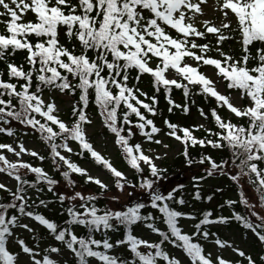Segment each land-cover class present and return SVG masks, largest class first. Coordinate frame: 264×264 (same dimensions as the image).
<instances>
[{
  "label": "snow or ice",
  "instance_id": "1",
  "mask_svg": "<svg viewBox=\"0 0 264 264\" xmlns=\"http://www.w3.org/2000/svg\"><path fill=\"white\" fill-rule=\"evenodd\" d=\"M209 6L210 0H0V135L12 138L0 142V174L15 181H0L6 193L0 196V264H69L68 256L72 264H264V0H214V18L207 16ZM230 40L239 44V54L224 49ZM145 75L153 95L139 86ZM173 89L182 90L183 102L175 101ZM161 92L169 113L189 114L195 96L214 101L207 111L197 108L202 123L185 126L165 117L163 124L182 145L187 166L206 165L205 175L192 177L191 201L212 202L224 191L202 194L201 182L216 175L237 185L236 199L218 209L189 210L184 184L162 186L168 169L157 161L167 152L162 157L143 146L169 147L157 138L162 129L153 119ZM55 93L78 96L68 119ZM90 104L131 177L95 147ZM16 125L38 134L47 154L28 148L21 139L28 131ZM137 136L143 140L136 142ZM197 147L227 155L194 159L189 149ZM85 159L106 170L110 181L93 175L79 162ZM45 160L70 191L58 190L61 181ZM75 176L97 190L79 189ZM113 187L134 199L109 198ZM105 199L111 202L102 205ZM54 204L65 217L62 224L41 211ZM182 221L193 222L192 230ZM233 223L255 238L259 251L212 230ZM141 226L148 235L136 233ZM37 227L53 242L41 247ZM18 230L32 234L34 243ZM210 241L215 252L206 247Z\"/></svg>",
  "mask_w": 264,
  "mask_h": 264
},
{
  "label": "trees",
  "instance_id": "2",
  "mask_svg": "<svg viewBox=\"0 0 264 264\" xmlns=\"http://www.w3.org/2000/svg\"><path fill=\"white\" fill-rule=\"evenodd\" d=\"M209 39H212V37L209 36ZM223 47L226 51H232L233 54H239V52H240L239 44L235 40H230V41L225 42ZM22 59H23V54H20L17 56V60H22ZM134 74L135 73H133V75ZM139 86L144 91L148 92L149 95L155 94L154 89L152 87L151 79L149 76H147V75L143 76L141 81H140ZM156 95L158 96V100H159L157 107H158L160 114H158L153 119L155 120L157 126L161 127V129H162L161 134H164L167 132L166 126L163 124V120L165 117H167L169 120H171L173 122H178L181 125L190 126V125L196 124V121L198 119L203 120V118L199 115V112L197 110L198 107H203L207 111L210 107L214 106V101L205 99L203 96H195L194 99H195L196 103L194 105L190 106L189 114L186 115L178 109L174 110L172 113H169L167 111V107H168L167 100L165 99L163 93L161 92L160 94H156ZM67 96H69V100L72 102V104H74V102L78 99V96H71V95H67ZM172 96L176 102H178V103L183 102L182 90L173 89ZM71 107L72 106L65 109V111L63 112L62 116L65 119L69 118L70 112H71ZM88 112H89L90 116L92 117V119L99 116L94 104L89 105ZM209 126H211V125H209ZM16 127L19 131H28V135L21 136V139L25 138V137H29V138L34 139L37 143H39L42 147L45 148V155L47 154V147H46V145H44L42 143L38 134H33L30 129H22L21 126H19V125H16ZM161 134H157V135H161ZM196 134L201 135L202 132H198ZM134 139L136 142H140L143 140V138L139 137V136L135 137ZM0 142H12V138H8L4 135H0ZM144 143L154 145V143H150V142H144ZM189 151H190V153L194 159H198L199 156L203 153H208V154L212 155L214 158H216L217 160H219L221 157H226V155H227L226 153L218 152V151L213 150L211 148L200 149L199 147H197V148H190ZM115 158L117 159L115 166L117 168H119L120 170L127 172L128 175L131 177L133 175V173L128 169V166L126 165L125 161L123 160L121 154H118ZM74 159H76V157H74ZM26 161H32L35 164L40 163L38 160H35L32 157H28L26 159ZM79 162L80 163H83V162L91 163L89 160H86V159L80 160ZM91 164H93V163H91ZM43 166L50 173H52L57 179H59L61 181L60 185H58L59 191H70V189L68 188V186L64 182L63 178L60 177L57 173L52 172L49 160H45L43 162ZM161 166L166 167L168 169V172H167L168 180L161 182L162 186L165 189H168V188L175 186V185H178V184H184L185 185L184 191L186 194V198H188L190 200V203L192 205V208L189 210L200 211L201 209H205V208H207V209H218V205L220 203H223V201L225 199H227V198L236 199L237 198V195H238L237 185L225 176L216 175L213 177H208V178H206L205 181L201 182L202 194H212V192L216 188H222L224 191L222 193H216L212 202L191 201L190 197H191V194L193 193V183H194L192 181V177L196 176V175H205L204 168L206 167V165L194 164L191 167L187 166L185 158L182 154V151L177 156L173 157L172 159L163 160L161 162ZM177 176H179V178H180L179 180L177 179ZM29 178L30 179L32 178L31 175L29 176ZM74 178L78 182L79 189H82L84 191H91V192H95L97 190L95 185H85L83 183V179L81 177L75 176ZM112 190H115V188L113 187ZM127 190L131 191V189H126V191ZM110 193H112V191L107 193L108 197L110 196ZM246 193L247 194L250 193L254 196V189L251 188V186L246 185ZM135 195H138V193L134 194V196ZM0 196H6V193L0 192ZM48 196L51 197V194H48ZM131 199H134V197H128L127 198V200H131ZM100 203L103 205V204H108L110 202H109V199H105V200L100 201ZM114 206H118V205H114ZM41 211L45 212V214L48 217L52 218L57 223L62 224L63 220L65 219V217L61 216V214H60V209H59L58 204L50 205L47 210L41 209ZM224 214L225 215L228 214L227 209L224 211ZM181 223L183 225H185V230H187V231L192 230V223L193 222L182 221ZM159 226L162 228L164 227V225L162 223ZM143 230L144 229L142 228V226L135 229L137 234H139ZM212 230L217 231L221 238H223V234H224L223 231H227L234 236H241L244 238H247L249 235L245 230L240 228L236 223H233L230 226L217 225ZM79 231L81 232V234H83V230H79ZM36 234H37L38 242L41 244V247L45 246L48 243L53 242L52 238L47 234L46 230L43 229L42 227L36 228ZM40 237H43V239H40ZM22 238L25 239V241L27 243H29L30 245L34 243L33 239H32V234L25 235ZM151 239L156 240L157 237L155 235H152Z\"/></svg>",
  "mask_w": 264,
  "mask_h": 264
},
{
  "label": "rangeland",
  "instance_id": "3",
  "mask_svg": "<svg viewBox=\"0 0 264 264\" xmlns=\"http://www.w3.org/2000/svg\"><path fill=\"white\" fill-rule=\"evenodd\" d=\"M213 3H214V0H210V6L205 9V11L207 13V16L209 18H214V17H216L218 15L213 10V8L211 7V4H213ZM203 71L208 73L210 76H213V69L210 66H206ZM213 78H215V77L213 76ZM220 90L224 91V84L223 83L220 84ZM55 99H56V102L58 103V105L60 107L61 115L63 114L65 109H67V108H69L70 106L73 105L72 102L69 100V96H67V95H62V94H59V93H55ZM202 122H204V121L201 120V119H198L196 121V124L202 123ZM89 133L91 135V138H92V141L94 142L95 147L98 150H100L105 156L110 157L111 160L113 161L114 165H115L116 160H117L115 157L118 154H120V152H119L117 146L113 142L114 138H113L112 134L108 133L106 131V129L103 128L102 121H101L99 116H97V117H95L93 119V124L89 127ZM157 138L161 139L164 144H168L169 147L167 149H165L163 147V144H160V145H157V144L153 145L152 144V145H150V144H146V143H144L143 146L145 147V149L151 148L156 153H160L162 155V157H163V153L167 152V156L166 157H163L161 160L157 161L158 164L161 165V162L163 160L172 159L173 157L177 156L182 151V145L180 144V142L175 141L171 137H168L166 135V133L161 134V135H157ZM22 140H23V142L25 143V145L28 148L35 149L38 152H40L41 154H45V148L42 147L39 143H37L34 139L29 138V137H25V138H22ZM28 157H30V156L25 155L23 157V159L26 160ZM9 158L10 159H15V157L11 156L10 154H9ZM73 159H74V157H73ZM81 164L86 166V167H88L91 170L93 175H98L102 179H104L105 181H110L109 174L106 172V170H102L99 166H96V165L91 164V163L83 162ZM177 179L178 180L180 179L179 176H177ZM0 181L6 182L10 186H14V184H15L14 180L10 179L9 177H7L4 174H0ZM113 194L121 195V202L122 203L125 202L127 200V198H128L126 196V194L117 193L115 190H112V193H110L109 198ZM248 195L250 197H253V195L250 194V193H248ZM109 202H111L110 199H109ZM184 227H185V225H184ZM223 233H224L223 234V239H227V240H230V241H235V243L239 247H241L243 249H246V250H248L250 252L255 253L256 251H259L258 242L250 234L248 235L247 238H244V237H241V236H234V235H232L231 233H229L227 231H223ZM28 234H30V233H28L25 230H18V235L21 238L24 237L25 235H28ZM139 235H148V233H147L146 230H143V231H141L139 233ZM206 247H207V249L209 251H212V252H215L217 250L216 247H214L213 242H211V241L206 244ZM170 250L175 252L177 255H180L179 250L171 249V248H170ZM223 254L225 256H228V257H234V254L232 253V251L230 249H225ZM68 260H69V264H72L71 256H68Z\"/></svg>",
  "mask_w": 264,
  "mask_h": 264
}]
</instances>
